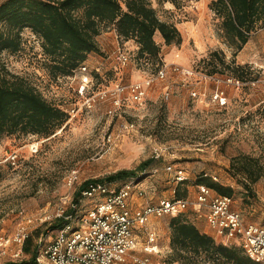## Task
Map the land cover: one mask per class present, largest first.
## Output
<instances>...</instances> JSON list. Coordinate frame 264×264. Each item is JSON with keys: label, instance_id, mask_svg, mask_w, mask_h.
<instances>
[{"label": "rangeland", "instance_id": "374dc122", "mask_svg": "<svg viewBox=\"0 0 264 264\" xmlns=\"http://www.w3.org/2000/svg\"><path fill=\"white\" fill-rule=\"evenodd\" d=\"M149 1L162 21L179 29L180 46L160 44L159 59L144 63L137 59V46L132 41L121 44L114 35H106L105 41L100 37L103 51L92 56L93 64H87L100 76L94 82H103V86L97 88L93 82L84 97L100 90L108 91L107 97L96 95L90 106L69 117L48 137L0 139V264H33L25 242L30 251L37 250L40 239L52 236L61 220L59 209H68L88 182L121 184L130 178H108L122 170L136 171L146 161L150 165L135 176H142L146 196L135 203L154 204L176 197L179 182L166 170L171 166L187 178L178 189L186 192L180 199L194 203L198 180L206 176L235 190L232 209L246 224L264 225V176L246 190L230 171L231 160L240 155L258 159L264 168V72L259 69L264 60V20L236 52L223 37L221 19L210 9L214 0ZM117 47L129 56L124 67L116 61ZM48 63L41 44L28 29L22 32L17 53H0V68L25 78L48 101L64 109L81 106L83 99L73 94L67 80H49ZM158 66L166 68L165 78L146 87L143 105L125 93L123 106L115 108L112 90L116 84L144 82L155 76ZM188 70L196 74L184 75ZM229 77L251 83L235 88L225 82ZM216 91L224 92V105L212 100ZM11 153L17 155L14 165L8 160ZM71 172H77L78 180L70 186ZM151 185L154 191L148 189ZM181 214L189 219L195 212L190 206ZM172 217H153L149 223V230L157 236V251L148 256L153 263L168 264L171 251L165 241ZM140 237L134 255L144 257L145 237Z\"/></svg>", "mask_w": 264, "mask_h": 264}, {"label": "trees", "instance_id": "16d2710c", "mask_svg": "<svg viewBox=\"0 0 264 264\" xmlns=\"http://www.w3.org/2000/svg\"><path fill=\"white\" fill-rule=\"evenodd\" d=\"M210 9L221 19L223 37L236 52L242 50L256 25L264 20V0H214ZM25 29L41 44L49 62L47 77L55 82L70 76L90 54H100L97 37L111 29L121 44L132 41L137 46V59L144 63L159 59L162 47L156 41L157 34L165 46H180L183 40L176 25L162 21L149 0H5L0 3V53H17ZM161 68L158 66L155 74ZM99 77L93 73L94 80ZM94 84L97 88L103 86V82ZM68 120L66 109L48 101L25 78L0 68V139L15 135L48 137ZM149 165V161L143 162L136 171L122 170L108 179L134 178L137 171L143 172ZM230 171L240 178L246 190H251L264 176L259 160L246 155L234 157ZM184 183H178L173 198L186 197V192L178 191ZM198 186H205L218 196L231 198L235 194L231 186L206 176H201ZM61 224L59 220L54 227ZM168 228L171 251L168 264H260L249 258L242 247L216 242L182 214L173 216ZM25 251L31 253L34 264L36 248L30 251L25 242Z\"/></svg>", "mask_w": 264, "mask_h": 264}, {"label": "built area", "instance_id": "2783aa9c", "mask_svg": "<svg viewBox=\"0 0 264 264\" xmlns=\"http://www.w3.org/2000/svg\"><path fill=\"white\" fill-rule=\"evenodd\" d=\"M116 39L119 40L118 37ZM115 58L120 66L124 67L129 63V56L121 47H117ZM165 69L162 67L154 77L144 82L128 86L116 84L112 90L115 108L123 106L125 93L136 100L138 105H143L146 99V87L154 80H163ZM259 69L264 72V60ZM93 73L87 62H84L70 76L62 78L70 83L73 94L83 99L81 106L75 104L66 109L70 118L83 107L90 106L96 95L101 99L107 97L106 90L84 97L89 85H93ZM183 74L193 76L196 73L188 70L183 71ZM210 79L221 81L217 77ZM225 82L235 88L251 83H243L233 78H226ZM164 94L166 98L169 97L167 89ZM191 94L193 97L197 96L196 92ZM212 100L224 105V92L216 91L212 95ZM16 158V153L8 156L9 162L13 165L16 164ZM166 170L174 174L177 182L187 179L181 170L175 171L171 166ZM141 177L130 178L129 181L121 184L100 180L88 182L80 190L76 201L69 204L68 209H59L57 217L62 220V224L56 227L52 236H47L48 239H40L34 264L45 262L48 264H160L153 263L148 257L157 251L155 243L157 236L155 232L149 230V223L153 217L177 216L188 210L190 206L197 213L205 210L207 223L214 230L218 243L240 246L249 258L264 264V225L246 224L240 213L232 209L230 197L212 194L209 188L198 186L194 203L186 199L164 198L154 204L151 202L136 204V199H143L146 196ZM77 180V172H71L68 184L71 186ZM148 189L154 191L152 185ZM140 236L145 237L142 248L146 253L144 257L134 255L139 246Z\"/></svg>", "mask_w": 264, "mask_h": 264}, {"label": "crops", "instance_id": "0c3cea01", "mask_svg": "<svg viewBox=\"0 0 264 264\" xmlns=\"http://www.w3.org/2000/svg\"><path fill=\"white\" fill-rule=\"evenodd\" d=\"M106 35H114L115 38L117 37L116 32L113 29L108 30L103 35L98 36L97 37V43H98L100 52L103 51V49H102L103 47H102V43L99 40V38L103 37L102 41H105L107 39V37H105ZM156 41H157V43L161 44V38H160V36L158 34L156 35ZM97 54H99V53L90 54L88 56V59H87L86 62L89 63L90 65L93 64L92 60L94 59V57H92V56L93 55H97ZM98 57H100V56H98ZM101 61L103 62L104 60H101ZM194 212H195V214L190 216L189 220L191 222H193L199 228V230H201L203 233H206V234L212 236L215 239V241L218 242L217 239H216V235H215L214 230L209 226V224L206 221L205 210H203V215H199L202 212L201 213H197L195 210H194ZM168 230H169V228H168ZM165 244H166V248H169V231H168V235H167V239L165 241Z\"/></svg>", "mask_w": 264, "mask_h": 264}]
</instances>
